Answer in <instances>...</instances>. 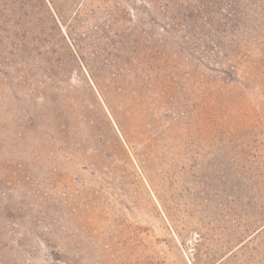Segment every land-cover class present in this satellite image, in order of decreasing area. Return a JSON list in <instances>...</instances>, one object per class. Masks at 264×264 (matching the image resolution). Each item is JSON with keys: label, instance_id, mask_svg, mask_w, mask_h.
I'll use <instances>...</instances> for the list:
<instances>
[{"label": "rangeland", "instance_id": "obj_1", "mask_svg": "<svg viewBox=\"0 0 264 264\" xmlns=\"http://www.w3.org/2000/svg\"><path fill=\"white\" fill-rule=\"evenodd\" d=\"M64 3L61 16L57 14L59 26L39 11L57 39L62 29L84 40L99 22L128 7V0ZM240 11L238 19L243 20L245 9ZM151 14L150 9L141 12L148 31L163 49L176 51L173 34L154 23ZM252 26L264 34V20ZM209 45L221 57L206 63L229 70L223 59L231 52L219 36ZM7 59H0V264H242L240 182L227 163L231 140L223 132L215 137L211 120L198 121L201 101L192 93L187 61L180 73L174 57L165 65L164 74L176 83L177 106L170 113L164 111L165 102L160 107L163 116H158L156 129L165 141H159L157 157L146 162L139 145L126 143L130 155H104L105 164L94 165L66 154L29 119L28 113L34 106L41 109L44 101L26 94L28 83L18 79L22 65ZM202 68L230 81V73ZM75 69L72 61L63 82L49 79L42 69L33 74L49 93L61 96L69 90L82 97L89 90L84 74ZM252 101L254 108L258 100L252 96ZM171 117L177 129L169 128ZM262 130L264 125L252 136L264 151ZM256 260L254 264H264V255Z\"/></svg>", "mask_w": 264, "mask_h": 264}, {"label": "trees", "instance_id": "obj_2", "mask_svg": "<svg viewBox=\"0 0 264 264\" xmlns=\"http://www.w3.org/2000/svg\"><path fill=\"white\" fill-rule=\"evenodd\" d=\"M58 1L62 7L57 0H0V59L22 65L18 79L28 83L26 94L44 101L41 109L33 107L29 119L77 160L105 164L104 155H130L128 143L132 148L139 145L144 161H153L159 141H165L156 129L158 116H163L160 107L165 102L164 111L170 113V107L177 106L176 83L164 74L165 65L174 57L180 73L187 61L192 93L201 101L198 121L211 120L215 137L223 132L231 140L227 163L230 175L240 182L242 264H254L264 255V151L252 136L264 125V34L252 25L263 23L264 0H128V7H119L108 21L99 22L84 40L62 29L57 39L45 27L39 11L59 26L57 14L61 16L65 0ZM238 7L245 9L243 20L238 19L242 14ZM143 8L154 12L153 22L173 34L176 51L163 49L165 45L148 31ZM216 35L231 52L223 59L229 70L206 63L220 56L209 45ZM72 61L89 90L82 97L69 90L61 96L49 93L33 74L42 69L50 73L49 79L63 82ZM202 67L230 73V81H221ZM252 96L258 100L254 108ZM171 122L169 128L177 129L175 117Z\"/></svg>", "mask_w": 264, "mask_h": 264}]
</instances>
